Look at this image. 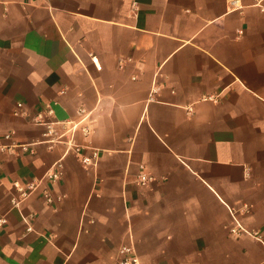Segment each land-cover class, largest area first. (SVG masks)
<instances>
[{
	"label": "crops",
	"instance_id": "1",
	"mask_svg": "<svg viewBox=\"0 0 264 264\" xmlns=\"http://www.w3.org/2000/svg\"><path fill=\"white\" fill-rule=\"evenodd\" d=\"M240 3L0 0V148L30 149L0 150V264H113L122 246L140 264H264V12ZM230 210L261 238L232 236Z\"/></svg>",
	"mask_w": 264,
	"mask_h": 264
},
{
	"label": "built area",
	"instance_id": "2",
	"mask_svg": "<svg viewBox=\"0 0 264 264\" xmlns=\"http://www.w3.org/2000/svg\"><path fill=\"white\" fill-rule=\"evenodd\" d=\"M229 8L230 9H241L242 5L240 3V0H227ZM255 5L260 9L261 12H264V0H255ZM203 100L216 102L217 98L216 96H207L204 97ZM22 105L18 104L17 108L18 110L14 112L15 115H19V110L21 109ZM191 110V109H189ZM49 113H52L51 110H49ZM83 134L87 136L89 134V129L84 128L82 130ZM4 139L7 141H11L10 146H3L0 148L1 151H6L7 153L13 154L15 151L19 150L22 152H29L30 149L27 145H20L12 140V134H6L4 136ZM76 155L79 157L80 162L83 164L84 167H93L96 166L99 153L97 150H93L92 153L89 156H85L81 154V149L79 147H75L74 149ZM64 173V166L61 161L56 162L50 170L46 174L47 181L51 183L58 182ZM154 181V178L147 174L144 171V166H140V172L137 178V184L139 186H148L151 182ZM39 181H32L28 182L26 184H20L18 182L13 183V188L18 194L17 198L11 199V205L13 208L20 211V203L26 200L33 192L37 190L39 187ZM42 195L45 199V201L48 204H51L53 202V198L51 195V190L48 186H45L42 190ZM230 216H231V225L229 226V232L232 236H240V235H248L252 236L254 238L260 239L261 236L257 234L256 232H249L244 228V226L240 223L238 218L236 217L235 213H233L230 210ZM21 217L23 221L27 225V232H31L32 226H31V219L33 218L32 214L24 215L21 214ZM7 225V218L5 216H0V232L5 228ZM113 264H140L139 258L136 255L133 247L131 246H122L119 249V258L116 260Z\"/></svg>",
	"mask_w": 264,
	"mask_h": 264
}]
</instances>
